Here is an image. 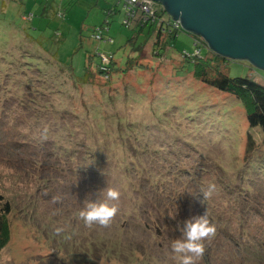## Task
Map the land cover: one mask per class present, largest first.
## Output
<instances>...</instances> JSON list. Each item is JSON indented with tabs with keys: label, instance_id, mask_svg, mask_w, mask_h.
I'll return each mask as SVG.
<instances>
[{
	"label": "rangeland",
	"instance_id": "1",
	"mask_svg": "<svg viewBox=\"0 0 264 264\" xmlns=\"http://www.w3.org/2000/svg\"><path fill=\"white\" fill-rule=\"evenodd\" d=\"M110 9L116 10L112 17ZM124 14L119 0H0V40L11 39L32 26L33 35L37 39L44 36L61 64L73 69L78 78L88 66L87 70L95 73L102 54H114L124 68L130 60L140 61L142 49L147 56L143 63L151 67L140 73L135 67L132 76L126 78L131 86H112L120 92L130 88L129 97L120 96L114 103H107L106 95L112 90L107 92L100 76L95 77V85L79 90L76 108L59 99L57 91L42 97L40 103L49 105L53 99L52 104L63 105L59 114L63 111L68 116L56 118L51 115L55 109L52 105L30 107L28 99L32 96L25 95L21 75L17 82L0 81V221L5 226L0 241L7 245L0 252V264H176L171 244L180 238L178 225L203 214L197 211H201L202 204L197 200H202V188L215 185L212 196L219 198L213 202L218 206L225 191L222 186L227 184L241 191L240 197L234 196L236 201L249 198L264 204V159L252 156L253 149L249 155L247 152L249 134L257 141L254 150L260 151L264 134L249 126L237 100H227L224 94L196 81L190 74L193 65L185 63L179 75L185 80L180 84L172 81L175 83L168 86L175 69L183 68L182 52L192 51L190 38L182 35L173 40L165 56L167 61L155 66L151 64L158 60L153 56L155 31L150 27L127 29ZM26 16L33 19L26 20ZM107 21L111 23L110 32L104 38L113 39L114 44L96 41L93 36L94 30ZM48 45L44 46L47 51ZM158 66L160 77L157 75L150 85V76L158 73L154 70ZM219 70L231 79L264 80V71L247 61H231ZM27 74L28 80L38 76L35 72ZM135 78L144 84L133 85ZM69 81L67 75L62 79L66 91L72 87ZM87 96L103 97L102 111L108 119L103 118L105 130L101 127L98 138L90 132L88 138L79 137L73 119H68L80 112L78 106ZM151 108L168 123L159 124ZM114 117L125 122L119 123ZM57 126L62 128L57 139H45V129L55 131ZM71 134L81 140L76 153L70 159L64 153L57 157L64 139L76 141ZM85 144L89 150L83 151ZM135 149L147 151L136 154ZM103 171L94 183L93 177ZM141 175L148 181L143 182ZM107 186L120 192L118 214L109 228L86 227L77 213L86 199L97 200ZM148 188L153 189V195L147 194ZM262 227L264 230V220ZM56 228L64 231L56 233ZM204 243L205 252L197 264L210 260L219 264L216 246L224 244L212 237ZM210 249L212 257H208Z\"/></svg>",
	"mask_w": 264,
	"mask_h": 264
},
{
	"label": "trees",
	"instance_id": "2",
	"mask_svg": "<svg viewBox=\"0 0 264 264\" xmlns=\"http://www.w3.org/2000/svg\"><path fill=\"white\" fill-rule=\"evenodd\" d=\"M119 4L122 6L124 10V21L126 20V8L125 5L119 0ZM115 9H110L109 11V17H112L115 14ZM163 12V11H162ZM161 16V14H160ZM26 20H32L33 17H24ZM163 18V17H162ZM123 21V25H124ZM168 22V21H167ZM110 26L111 23L109 21L106 22L104 26H101L99 28H96L94 30V39L96 41H104L105 43L114 44L113 39L105 40L104 34L110 32ZM125 26V25H124ZM139 30H144L147 27H150L152 31H155L156 34V40L154 42L153 46V56L156 57L157 63H151L155 66L164 64L167 59H165V56L168 52L170 43L173 42V40L179 39L182 35L190 38L191 40V47L192 51L189 52L187 50L182 52V55L185 57L182 60L183 68L181 70H176V74L171 78V81L167 84L168 86H171L173 83L172 81H178V84H180L183 80L182 77H179L180 71L185 70L184 64H189L194 66V71L190 74L193 75L196 81L201 82L203 84H206L207 87H210L212 90L219 92L220 94H224L223 96H226L227 100L232 98L234 100H237L239 105H241L244 109L246 120L248 121L249 126L252 129L260 130L262 134H264V80H252L249 78H235L231 79L226 76V74L220 72V68L223 65L224 67L231 62V60H228L226 58H223L219 55H217L215 52L211 51L208 47V45H202V47H198V51H200L199 57H196L194 54L196 53V47L194 46V42L196 43V40L200 39L198 37H195L192 34H189L185 31L176 30L173 27L169 26H162L157 27V25L151 24V25H144L141 23H137L136 25ZM126 27V26H125ZM129 29V28H127ZM36 31V30H35ZM33 27L31 26L29 29L22 30L18 35H13L12 38L9 40H0V81L4 80L6 82L9 81H16L19 80L17 76H22V86L25 95L32 96L29 97L28 101L30 107L36 108V106H42L40 104H43V106L46 104L45 102H39L42 97H45L47 95L51 96L54 94V92L57 91V97L66 99V102L70 104V108L73 109V105L76 108V99L80 96L79 90L82 88L84 89L87 86H93L95 85V77L99 76L101 77L100 82H103V84L106 85L107 92L109 90H112V92L109 94L107 93V103H111L118 99H120V96L122 97H129L127 91L130 88H124L122 92L118 90H113L112 86L115 84H126L130 85L128 81H126V78H129L132 76V72L136 71L134 69L137 67L139 69V73L145 70L146 68L149 69L151 67H146L145 63H143L147 56H143V51H141V59L140 61H136L135 63L130 60L126 63V66L124 68L119 66V63L115 59V55H99L100 62L97 67V71L95 73L88 71L86 68V72L83 75L82 78H78L76 76V72L73 71V69L65 67L61 64L59 57L57 54L53 53V49H51L52 45H48V40L44 36H40V38H36L33 35ZM58 36V35H57ZM10 40H12L13 44L10 46ZM14 45V46H13ZM47 49L49 51L44 49V46H47ZM42 47L43 49H38L37 47ZM11 47V49H10ZM17 47V48H16ZM207 52V56H204V52ZM181 55V56H182ZM107 61V62H105ZM217 63L216 66H212V63ZM141 68V69H140ZM158 68L161 67H155L154 70H158ZM160 70V69H159ZM157 71L158 73H153L150 76V85L154 84L157 75L160 77L159 73L160 71ZM174 70V67H173ZM21 72V73H20ZM28 72H35L38 76H36V79H29L28 80ZM120 73V74H117ZM27 74V75H26ZM131 74V75H130ZM189 74V75H190ZM70 78L71 81H69L68 86H72L67 91L65 90V86L62 82L63 78ZM123 75V76H122ZM117 78V81H114V79ZM115 82V83H113ZM138 84L141 86V84H144L143 81H138L137 78L133 80V85ZM36 85H39L40 88H38ZM125 85V87H126ZM131 86V85H130ZM172 90L174 88H171ZM115 91V93H114ZM137 91V89H136ZM144 91L142 89L141 93ZM165 91V90H164ZM73 94V95H71ZM75 94V95H74ZM73 96V97H72ZM75 96V97H74ZM78 96V97H76ZM105 96V93L104 95ZM143 96V95H142ZM141 96V97H142ZM131 97V96H130ZM54 98V97H52ZM59 98V99H60ZM70 98V99H69ZM134 98V97H131ZM143 98V97H142ZM74 99V100H73ZM53 100V99H52ZM52 100L48 103L50 106L52 105L54 110L52 109L53 118L59 117L61 114L63 117L68 114L62 111L61 114L59 107H63L61 104L60 106L57 105L55 102L52 104ZM106 100V99H105ZM84 104L78 106V109L80 112L73 114V111H70L69 116H72V114L75 116H72L74 118H68L73 119L74 125L76 127V131L79 135V137H82L86 135L88 138L90 134H95L98 138L100 133H98L100 130H102L101 127H103V130H105V127L102 126L104 124L103 118L106 120L107 114L104 113L103 107L101 104L103 103V97L100 99L96 97V99H93L91 96L85 97ZM90 101V102H89ZM105 102V101H104ZM61 103V102H60ZM97 103V104H96ZM36 105V106H35ZM47 105V104H46ZM47 105V106H49ZM57 105V107H56ZM97 105V107H96ZM173 107V106H172ZM152 114L155 117L156 121L159 124L166 125L168 120L166 117L160 118L157 117L158 113L154 110V108H151ZM41 111V110H40ZM56 114V116H55ZM199 114V112H198ZM96 117L100 120L96 119ZM114 119L118 120L119 123H124L125 119L114 117ZM53 120V119H52ZM51 120V121H52ZM59 119H56V122L58 123ZM54 122V121H52ZM55 123V122H54ZM95 123V124H94ZM60 127V126H59ZM56 127V130L53 131L51 129H47L46 138L51 141H54L57 139V134L61 132L62 128ZM82 130V132H79ZM164 130H166V126H164ZM53 131V132H52ZM84 131V132H83ZM90 132V134H88ZM81 134V135H80ZM75 135L71 134V138H75ZM76 139V138H75ZM80 139H76V141L73 139H64L60 145V157L65 155V158H71L76 153L75 150L78 145H80ZM248 155L251 153L252 149L253 152L251 153L252 156L259 155L262 159H264V148L260 150H254L256 147L257 141H255L252 138V135L249 134L248 138ZM57 144V143H56ZM264 145V143H263ZM87 144L82 145V150H89V147ZM95 146V145H94ZM93 148L96 149V146ZM56 145L53 143L52 148H54L53 151H56ZM91 147V150L93 149ZM147 149V148H146ZM143 149H135L137 152L136 154H139L141 151H147ZM139 152V153H138ZM258 152V154H257ZM67 155H71L68 157ZM84 155L81 156L83 158ZM137 155V159H139ZM67 161V160H66ZM99 166L101 165V162H98ZM264 170V166L262 168ZM95 172V170H94ZM190 174L191 171H188ZM105 173L103 171L102 173H96L95 177H93L94 181H99L98 176ZM264 175V172L262 173ZM138 178H140L139 175H136ZM143 182L148 181L147 178H144L142 176ZM95 183V182H94ZM95 191L98 190L97 186L94 185ZM222 188H225L221 195H222V201H219V206L214 204L217 199V197L211 196L210 199L206 200L204 202V205L201 206V211L197 209L198 213L201 214L204 213V211L207 209L209 213V219L212 223L216 225V234L212 239H216L219 242H222L224 245H217L216 246V255L221 258V260L217 263L219 264H264V230L262 227V221L264 220V204L263 202L250 200L249 198H244V202L241 200L236 201L234 199V196L240 197L241 191H237L233 189L232 185L222 186ZM147 194H154V191L152 188L147 189ZM264 192V191H263ZM189 199L188 197H186ZM203 199V197H201ZM191 200H195L196 198L192 197ZM200 200H197V202L200 203ZM3 202V197L0 195V206ZM263 209V210H262ZM6 210H8L6 208ZM202 215V214H201ZM238 219L241 221L237 223ZM239 224V228L235 229L236 225ZM5 226L0 221V231L4 232ZM1 240V239H0ZM6 241H0V252L4 250V248L7 247L5 245ZM220 247V248H219ZM223 248V251L221 249ZM211 250L208 253V257H212ZM209 261V260H208ZM213 262H216L214 260H210L207 264H213Z\"/></svg>",
	"mask_w": 264,
	"mask_h": 264
},
{
	"label": "water",
	"instance_id": "3",
	"mask_svg": "<svg viewBox=\"0 0 264 264\" xmlns=\"http://www.w3.org/2000/svg\"><path fill=\"white\" fill-rule=\"evenodd\" d=\"M181 22L185 32L231 61L264 71V0H150Z\"/></svg>",
	"mask_w": 264,
	"mask_h": 264
},
{
	"label": "clouds",
	"instance_id": "4",
	"mask_svg": "<svg viewBox=\"0 0 264 264\" xmlns=\"http://www.w3.org/2000/svg\"><path fill=\"white\" fill-rule=\"evenodd\" d=\"M135 2L136 0H132V3ZM145 3H150V0H145ZM214 191L215 185L213 184H210L206 189L202 188L200 196L203 199L200 200V203L204 205V202L211 198ZM119 197L120 192L116 188L107 186L97 200L86 199L84 201L83 207L77 213L78 218L83 221L86 227L95 225L100 228H109L119 212L117 203ZM178 229L181 235L171 244L172 259L176 261V264H197L205 252L204 241L216 234V225L210 221L206 209L202 215L192 216L183 221L182 226L178 225ZM55 231L61 233L64 229L56 228Z\"/></svg>",
	"mask_w": 264,
	"mask_h": 264
},
{
	"label": "built area",
	"instance_id": "5",
	"mask_svg": "<svg viewBox=\"0 0 264 264\" xmlns=\"http://www.w3.org/2000/svg\"><path fill=\"white\" fill-rule=\"evenodd\" d=\"M121 2L125 5L126 8V20L124 21V25L126 26V28L131 29L137 23H141L144 25L154 24L160 28L166 25L169 27H173L176 30L184 31L181 22L175 21L172 17H170L166 13L164 6L160 3H156L154 1H150V3H145V0H136L135 3H132V0H121ZM164 16H168V19L165 20ZM202 45L207 46V44L202 38L196 40V43L194 42V46L197 50L194 54L196 57H199L200 51H198V47H202Z\"/></svg>",
	"mask_w": 264,
	"mask_h": 264
},
{
	"label": "crops",
	"instance_id": "6",
	"mask_svg": "<svg viewBox=\"0 0 264 264\" xmlns=\"http://www.w3.org/2000/svg\"><path fill=\"white\" fill-rule=\"evenodd\" d=\"M62 1V0H61Z\"/></svg>",
	"mask_w": 264,
	"mask_h": 264
}]
</instances>
